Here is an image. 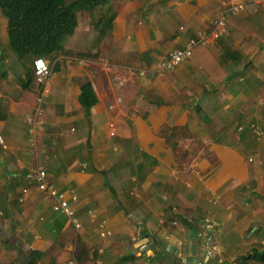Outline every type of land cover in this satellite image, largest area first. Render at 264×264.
I'll return each mask as SVG.
<instances>
[{
    "label": "crops",
    "instance_id": "1",
    "mask_svg": "<svg viewBox=\"0 0 264 264\" xmlns=\"http://www.w3.org/2000/svg\"><path fill=\"white\" fill-rule=\"evenodd\" d=\"M107 11L114 50L82 15L39 85L27 75L35 56L17 57L0 8V264H195L204 252L190 226L206 222L205 264H263L243 256L264 249V0H108ZM220 13V37L156 71ZM100 48L98 59L79 55ZM78 73L99 98L88 115ZM38 167L80 227L26 179Z\"/></svg>",
    "mask_w": 264,
    "mask_h": 264
},
{
    "label": "trees",
    "instance_id": "2",
    "mask_svg": "<svg viewBox=\"0 0 264 264\" xmlns=\"http://www.w3.org/2000/svg\"><path fill=\"white\" fill-rule=\"evenodd\" d=\"M108 0H0V8L7 18L9 44L19 59L28 55L48 58L62 50L64 40L73 34L83 15L94 33L101 36V46L113 51L119 30L114 16L107 11ZM79 55L98 59L100 51L80 52ZM53 70L59 68L55 64ZM78 81V99L85 114L99 102L91 78L83 73L75 75ZM179 166H182L180 163ZM193 240L199 232L190 226ZM244 259L264 264V249L254 248Z\"/></svg>",
    "mask_w": 264,
    "mask_h": 264
},
{
    "label": "built area",
    "instance_id": "3",
    "mask_svg": "<svg viewBox=\"0 0 264 264\" xmlns=\"http://www.w3.org/2000/svg\"><path fill=\"white\" fill-rule=\"evenodd\" d=\"M243 5L237 4L236 9L242 8ZM227 28V18L226 13H220L217 18L214 20V25L207 37L200 39H189L183 48L176 49L172 51L169 55L162 57L156 62V71L159 73H163L165 71H169L174 68L178 63L186 60L192 53L194 47L197 44L208 42L211 37L218 38L226 31ZM32 67L34 71V78L36 83L39 85L45 84L52 73V66L47 60V58L43 56H36L32 61ZM43 88V87H42ZM39 90V94L37 97L38 107L33 113L26 115V120L29 124V132L33 133L35 127L38 124V118L42 115V103L44 101L43 89ZM2 141V138L0 137ZM26 179L29 182H35L38 185V188L43 191H49L54 195V197L58 200L59 208L69 216H73L74 209L71 206L69 200L66 198L64 193H60L57 189H55L47 179V171L44 167L32 168L25 174ZM24 192L27 191V188L23 189ZM76 227L81 226V222L78 221L76 216H73ZM100 232L103 236H108L111 234V231L107 229L104 222H101ZM201 230H199L198 241H197V249H202L204 252L201 257L196 259L195 264H205L212 256L211 251L209 250V246L212 240V232L213 225L212 223L206 222L201 224Z\"/></svg>",
    "mask_w": 264,
    "mask_h": 264
},
{
    "label": "rangeland",
    "instance_id": "4",
    "mask_svg": "<svg viewBox=\"0 0 264 264\" xmlns=\"http://www.w3.org/2000/svg\"><path fill=\"white\" fill-rule=\"evenodd\" d=\"M88 23V22H87ZM89 24V23H88ZM90 25V24H89ZM91 26V25H90ZM98 51H100V53L101 54H104L105 53V50L103 49V48H100V49H98ZM48 60H50L51 62H53V60H55V59H57V56H50V57H48L47 58ZM24 66H26L25 64H24ZM32 66H29L28 67V72H27V75H28V77H33V70H32V68H31ZM3 69H2V66L0 65V71H2ZM18 74H20V72H18ZM59 76H61V74H59V73H57L56 72V74H55V77H59Z\"/></svg>",
    "mask_w": 264,
    "mask_h": 264
}]
</instances>
